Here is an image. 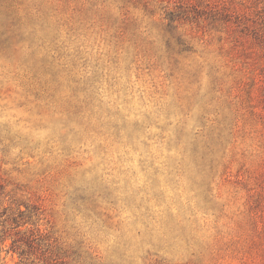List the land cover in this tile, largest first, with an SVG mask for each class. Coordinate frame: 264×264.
Wrapping results in <instances>:
<instances>
[{"label": "rangeland", "instance_id": "obj_1", "mask_svg": "<svg viewBox=\"0 0 264 264\" xmlns=\"http://www.w3.org/2000/svg\"><path fill=\"white\" fill-rule=\"evenodd\" d=\"M0 186V264H264V0H0Z\"/></svg>", "mask_w": 264, "mask_h": 264}, {"label": "trees", "instance_id": "obj_2", "mask_svg": "<svg viewBox=\"0 0 264 264\" xmlns=\"http://www.w3.org/2000/svg\"><path fill=\"white\" fill-rule=\"evenodd\" d=\"M1 186H0V195H1ZM8 207L1 208V198H0V217H3L6 212H7ZM13 214V215H10ZM9 215H6L3 221H9V224H13L11 228H17L18 226L25 224L27 221L24 220V217H26L25 213L23 210L17 208V214L14 212H11ZM8 228H6V232ZM19 231H16L15 234L17 235L13 239V246L15 250H18L19 256H23L27 254L30 249L33 247L32 241L33 238H30L29 236L26 235H19Z\"/></svg>", "mask_w": 264, "mask_h": 264}]
</instances>
